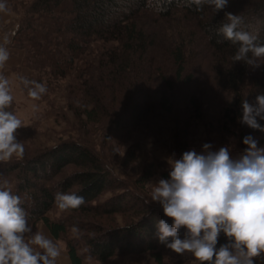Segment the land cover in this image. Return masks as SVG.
Listing matches in <instances>:
<instances>
[{
    "label": "trees",
    "instance_id": "1",
    "mask_svg": "<svg viewBox=\"0 0 264 264\" xmlns=\"http://www.w3.org/2000/svg\"><path fill=\"white\" fill-rule=\"evenodd\" d=\"M0 2L5 10L23 17L16 36L37 33L40 19L45 15L53 18L54 38L70 53L65 60L76 72L69 109L83 129L105 128L102 146L112 139L128 137L150 114L153 104L149 82L155 76L171 90L181 85L204 94L208 92L202 86L206 83L214 92L224 93L228 102L221 107L220 131L233 136L242 152L245 136H264L238 122L242 99L254 104L256 96L264 94V58L258 61V68L233 61L238 46L229 41L218 43L220 37L214 31L226 22L225 13H232L243 17L246 29H257L264 42V0H229L219 12L206 4L197 10L192 0ZM62 34L66 36L63 39ZM196 97L192 95L189 102L199 109ZM162 104L172 111L166 98ZM258 122L264 126V120L258 118ZM134 156L131 151L129 159ZM161 165L152 161L135 187L143 189ZM163 175L170 179L169 173ZM2 180H7L14 194L23 199L33 232L46 226L53 241L69 254V264H86L89 259L104 264L117 256L145 252L151 253L157 264H163L161 251L167 247L158 239L157 223L165 220L171 225L173 220L163 208L153 206L141 192L133 190L132 182L116 177L109 162L84 139H69L0 162ZM57 191L75 192L86 202L78 209L62 211L54 202ZM107 193L111 197L101 201ZM114 216L125 221L106 227L103 220ZM73 226L80 231L72 237ZM185 232L184 228L180 230L181 239ZM226 243L228 238L221 233L217 249ZM253 259L254 264H264V253Z\"/></svg>",
    "mask_w": 264,
    "mask_h": 264
},
{
    "label": "clouds",
    "instance_id": "2",
    "mask_svg": "<svg viewBox=\"0 0 264 264\" xmlns=\"http://www.w3.org/2000/svg\"><path fill=\"white\" fill-rule=\"evenodd\" d=\"M197 10L208 5L215 12L225 9L229 0H192ZM5 4L0 2V11ZM226 22L214 31L218 43L229 41L238 46L232 57L258 68L264 58V42L257 29L243 27L241 15L225 13ZM5 42L0 44V68L9 60ZM32 100L47 92L43 83L21 78ZM9 79L0 74V162L22 157L24 143L17 139L23 127L18 116L6 109L13 101ZM33 110L36 106L33 105ZM239 123L264 133V94L255 103L242 99ZM246 148L233 159L228 147L212 151L203 144V153L186 151L182 158L169 160L170 179L160 178L152 184L151 202L159 203L164 214L173 220L157 223L160 243L177 254L190 252L199 264H254V257L264 253V148L251 135L243 139ZM21 196L14 194L7 180L0 181V264H57L61 248L43 232H33L28 223ZM54 202L58 209H78L85 198L72 191H57ZM186 229L183 239L180 230ZM73 234L80 229L73 226ZM224 233L228 243L217 249L218 237ZM169 238H172L169 242Z\"/></svg>",
    "mask_w": 264,
    "mask_h": 264
},
{
    "label": "rangeland",
    "instance_id": "3",
    "mask_svg": "<svg viewBox=\"0 0 264 264\" xmlns=\"http://www.w3.org/2000/svg\"><path fill=\"white\" fill-rule=\"evenodd\" d=\"M3 11L9 14L10 18L0 30V44L5 38H10L13 40L11 46L13 51L20 50L24 54L21 67L13 70L12 82L9 81L14 99L11 106L6 109L15 113L23 122V127L17 130V139L24 143V155L69 139H84L109 162L116 177L132 182L133 190L141 192L145 200L153 206L162 208L159 203L151 202V185L160 178L166 179L163 174L170 173L171 158L180 159L184 152L192 150L201 154L205 143L212 145V151L228 147L233 159L242 154L238 141L228 133L220 131L221 107L228 102V97L224 93L214 92L206 83L202 85L203 89L206 87L208 91L204 94L197 88L186 89L181 85L171 90L157 76L149 82L153 104L150 114L128 137L112 139L105 147L102 146L105 128L100 126L99 131H96L89 125L90 129H83L80 119L69 109L72 97L70 88L76 72L65 60L70 53L64 46L57 44L58 39L54 38L56 29L53 18L45 15L42 20L40 19L41 27L37 33L16 36L19 23L23 20L22 15L5 9ZM65 37L64 34L61 35V39ZM28 50L25 55V51ZM90 58L91 55L86 59ZM21 78L45 84L47 92L39 100H32ZM192 95L197 96L199 109L190 104ZM165 98L167 103L172 104L171 112L162 104ZM33 105L36 106V110H33ZM82 120L86 118L82 117ZM253 137L258 141V147L264 148V136ZM131 151H134L135 155L132 160L129 159ZM17 158L21 157L14 156L11 160ZM152 161L162 165L157 168V172L143 189L139 187L140 190L135 187V181L149 168ZM108 197H111V193L105 194L100 200L104 201ZM129 219L130 217L126 221H130ZM123 220L125 221L120 216H114L103 220V223L106 227H113L115 224L122 225ZM41 226L38 231L44 232L46 229ZM74 235L71 233L72 237ZM58 246L62 252H67L61 244L58 243ZM81 246L85 249L84 244ZM161 255L163 264L199 262L190 252L177 254L169 248L161 251ZM58 262L62 263L60 257ZM86 264L103 263L89 259ZM104 264H157V262L151 253L145 252L126 257L117 256Z\"/></svg>",
    "mask_w": 264,
    "mask_h": 264
},
{
    "label": "crops",
    "instance_id": "4",
    "mask_svg": "<svg viewBox=\"0 0 264 264\" xmlns=\"http://www.w3.org/2000/svg\"><path fill=\"white\" fill-rule=\"evenodd\" d=\"M10 15L7 14L6 12H4L3 10L0 11V30L7 24L8 19ZM5 41L2 42V44ZM12 42L13 40L10 38H7V43L5 44L7 50L9 51V60L5 63V65L0 68V74L5 75L10 82H12V78H13V70L19 69L21 67V64L23 63V57L24 54L22 52L19 51H13L14 49L11 47L12 46ZM9 82V83H10ZM45 228L46 230L43 232L46 236H48V238L53 239L51 234L49 233V230L46 226L42 225L41 228ZM61 262L60 264H69L70 258H69V254L67 252H62L61 251ZM58 262V260H57ZM59 264V262H58Z\"/></svg>",
    "mask_w": 264,
    "mask_h": 264
}]
</instances>
